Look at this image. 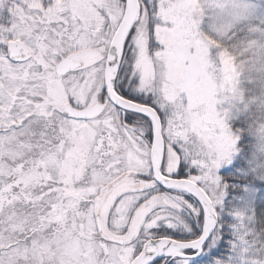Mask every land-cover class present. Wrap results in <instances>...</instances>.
I'll use <instances>...</instances> for the list:
<instances>
[{"label": "snow or ice", "instance_id": "6c2138e0", "mask_svg": "<svg viewBox=\"0 0 264 264\" xmlns=\"http://www.w3.org/2000/svg\"><path fill=\"white\" fill-rule=\"evenodd\" d=\"M0 264H264V0H0Z\"/></svg>", "mask_w": 264, "mask_h": 264}]
</instances>
